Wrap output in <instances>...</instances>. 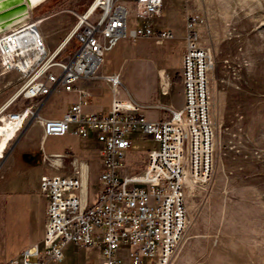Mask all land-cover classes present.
<instances>
[{
  "label": "built area",
  "instance_id": "1",
  "mask_svg": "<svg viewBox=\"0 0 264 264\" xmlns=\"http://www.w3.org/2000/svg\"><path fill=\"white\" fill-rule=\"evenodd\" d=\"M163 2L94 0L89 14V9L73 12L77 22L71 38L78 45L66 60L57 59L64 47L50 51L46 45L39 29L45 17L25 21L0 36V74L14 73L19 81L17 92L0 108V156L34 120H42L48 136L94 135L102 144L93 200L80 169L70 175L41 178L40 189L48 200L45 235L42 248L34 245L22 252V264L61 261L70 243L101 246L99 264H123L118 251L124 245L129 247L128 264L172 263L189 224L187 195L195 187L209 186L215 170L210 91L213 57L200 43V19L190 14L185 20L184 106L168 107L164 119L146 117L145 105L129 92L120 73H99L107 52L121 40L175 37L171 29L155 30L144 22L162 13ZM132 8L139 21L135 27L129 25ZM98 76L113 94L109 112H85L86 99L73 103L61 117H41L42 100L57 87L71 91L81 79ZM19 100L41 102L12 109ZM134 134L151 137L152 145L143 163L129 170Z\"/></svg>",
  "mask_w": 264,
  "mask_h": 264
},
{
  "label": "rangeland",
  "instance_id": "2",
  "mask_svg": "<svg viewBox=\"0 0 264 264\" xmlns=\"http://www.w3.org/2000/svg\"><path fill=\"white\" fill-rule=\"evenodd\" d=\"M93 1L45 0L30 9L25 21L45 17L51 39H63L77 22L73 12L84 13ZM169 1L179 4L178 0H164V12ZM182 1L192 10L187 16L200 19V43L213 57L210 91L215 170L209 186L195 187L187 195L189 224L171 264H264V0ZM154 21L159 24L161 19ZM77 45L75 37L71 38L57 59H69ZM167 49L163 48V53L140 50V60L124 61L120 51L113 48L99 73H120L130 91L150 87L161 68L172 69L177 63L175 46L172 51ZM18 88L16 74H0L1 102L10 99ZM32 103L19 100L15 108ZM37 121L31 122L30 131L46 149L53 142L40 137ZM133 137L136 145L129 170L140 164L152 141L149 136ZM95 181L90 184L91 200L96 195ZM91 249L86 252L76 248L72 255L81 254L84 260L88 254L98 261L100 247ZM128 250L124 245L118 251L123 264L128 263Z\"/></svg>",
  "mask_w": 264,
  "mask_h": 264
},
{
  "label": "crops",
  "instance_id": "3",
  "mask_svg": "<svg viewBox=\"0 0 264 264\" xmlns=\"http://www.w3.org/2000/svg\"><path fill=\"white\" fill-rule=\"evenodd\" d=\"M178 1V5L171 4L169 1L165 12L163 5L162 13L159 16L144 21L146 24L152 25L155 30L171 29L175 33L174 38L159 39L153 36L140 38L134 42L124 39L114 48V50L118 49L124 56V61L127 59L138 61L140 56H138L137 51L145 49L148 52L153 49L165 51L163 48L172 51L175 46L177 63L172 69L161 68L155 74L154 83L150 87L146 86L137 91L129 90L137 100L145 105L143 113L146 117L154 121L167 117L169 114L168 107L181 108L185 102L181 72L186 39L185 29L184 31L181 30V24L185 26L187 14L192 10L189 4L185 6L182 0ZM133 15L132 8L129 19L130 27H135L139 23ZM155 18H160L161 22L155 24ZM44 20L39 29L45 37L48 49L50 51H54L58 47L61 49L71 39L72 30L65 38L62 39L58 36L52 40L46 31ZM112 98L113 94L107 82L98 76L91 79H81L71 91H65L59 86L42 102L41 100L30 101L34 104L41 102L39 111L41 117L58 118L73 103L86 99L88 103L84 106L85 112L107 113L111 110ZM8 100L0 101V108ZM11 108L17 109L15 105ZM32 123L28 124L29 127L26 125L23 128L17 138L0 156V264L13 259L18 261L17 264H22V252L25 249L34 245L42 248L47 224L46 209L48 204L46 195L40 189V181L43 176L70 175L75 170L80 169L85 182L91 184L92 180L95 179L97 184L101 167L102 144L94 135L89 137L73 134L48 136L44 132L42 120H38L40 137L53 142L44 149L30 131ZM147 151L148 149L145 150L144 157L139 159L140 164L142 159L145 160ZM133 156L134 154L131 153L129 160ZM140 164L131 170L137 169ZM99 247L100 259L98 261H95L88 254L84 260L81 254H78V257H73L72 250L78 248L88 252L92 250V247H81L70 243L65 248L63 260H50L46 264H87L89 262L99 264L102 260L101 246ZM127 257L129 261L128 254ZM119 259L124 262L122 257Z\"/></svg>",
  "mask_w": 264,
  "mask_h": 264
},
{
  "label": "bare ground",
  "instance_id": "4",
  "mask_svg": "<svg viewBox=\"0 0 264 264\" xmlns=\"http://www.w3.org/2000/svg\"><path fill=\"white\" fill-rule=\"evenodd\" d=\"M45 0H0V33L3 35L10 33L14 26L22 23L27 18L30 9L39 5ZM95 4L89 6L87 14H89ZM9 31V32H8ZM74 33V29L72 31Z\"/></svg>",
  "mask_w": 264,
  "mask_h": 264
}]
</instances>
